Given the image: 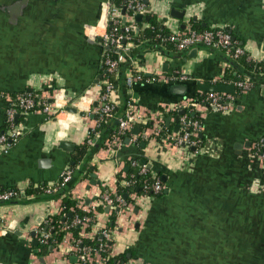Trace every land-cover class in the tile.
<instances>
[{
	"label": "crops",
	"instance_id": "crops-1",
	"mask_svg": "<svg viewBox=\"0 0 264 264\" xmlns=\"http://www.w3.org/2000/svg\"><path fill=\"white\" fill-rule=\"evenodd\" d=\"M10 1L0 0V3ZM51 1L33 0L29 15L17 23L10 22L9 14L0 11V131L6 128V110L12 100L11 95L32 93L30 89L40 95L52 88L64 90L65 108L77 103L87 116L80 118L76 115L77 118L69 122L65 130L64 139L76 146L73 153L58 149L60 125L54 117L42 112L19 113L18 121L15 117V124L23 136L6 154L0 156V190L18 189L19 198L21 189H25L27 194L31 187L41 188L42 193L27 194L25 201L28 203L24 205L0 206V216H8L10 224L16 221L21 233H0V264H55L59 254L57 248L40 254V249L33 244L34 241L38 243V240L32 233L50 218L52 210L58 211L62 199L54 202H35V199L45 196L43 189L60 181L62 174L71 170L72 166L75 174L81 168L83 172L69 194L81 200L88 209L98 205L95 200L103 187L116 188V176L131 158H146L149 162L146 164L151 165L148 169L166 177L165 181L162 179L166 184L163 197L149 195L139 199V205L129 213L117 216L112 229L116 230L113 254L130 250L129 262L135 264H155L151 260L156 254L152 231L159 223L168 222L171 216L202 217L200 214L208 211L211 206L209 203L219 194L218 197L227 200L238 198L264 203V166L253 150L254 144L264 136L263 76L258 82L250 80L253 88L246 94L235 96L232 109L226 113L216 112L208 106L184 109L187 115L193 112L200 114L203 145L199 149L163 146L150 137L148 128H143L146 124L139 122L131 130L128 143L125 141L112 151L108 149L107 143L117 130L114 127L106 142L95 154L90 155L94 140L110 124V121L105 123L104 128L99 130L101 125L98 126L95 115L99 106L97 85L105 81V51L100 45L89 44L80 37H65L68 33L65 32V12H62L65 10V0H58L59 5H53ZM70 1L74 12L78 11L77 21L89 24L97 22L101 3L107 0ZM215 1L234 2L235 17L226 21L218 20V17H224V10L216 6ZM147 4L150 6L148 15L151 19L156 18L158 24L167 31L171 25L181 29L185 20H194V17L204 28L226 23L233 37L245 48V60L256 64L264 62V0H147ZM173 7L186 12L183 20L170 17ZM53 16L58 25L48 28ZM150 21L144 19L136 23L143 31L152 26ZM144 42L153 43L144 40L129 48L127 55L130 61L125 62V68L121 67L126 78L139 72L146 79H151L157 71H161L167 76L180 73L187 79L201 83L221 84L219 82L229 75L227 68H230L233 82L221 85H233L235 79H246L232 69L220 53L199 50L196 57H190L191 52L179 57V51L168 50L163 45L167 53L152 47L140 48L139 45ZM255 53H258L257 56ZM119 72L120 67L114 77L117 82L114 93L115 115L122 114L127 97L119 89ZM81 95L85 97L79 104L76 99ZM138 103L130 99L128 105L151 111L159 109V104ZM180 112L164 116V127L170 132L177 133L178 127L180 131V119L179 123L176 122ZM136 128L139 129L137 132ZM95 132L98 135L88 142ZM143 135H146L145 139ZM139 138L140 144H137ZM87 142L89 147L86 155L75 164V153ZM92 174L96 178H92ZM213 178L220 187L216 190L213 186L204 188V184L214 183ZM166 190H169L167 194ZM202 199L206 206H203ZM110 214L111 208L108 206L104 213L98 214L100 226L108 224ZM90 233L92 231L87 233L85 229L82 230L86 238H93ZM73 241V235L68 233L63 242L70 246ZM69 259L71 263H76L75 252L70 254Z\"/></svg>",
	"mask_w": 264,
	"mask_h": 264
},
{
	"label": "built area",
	"instance_id": "built-area-1",
	"mask_svg": "<svg viewBox=\"0 0 264 264\" xmlns=\"http://www.w3.org/2000/svg\"><path fill=\"white\" fill-rule=\"evenodd\" d=\"M124 1H126V4L122 6L116 5L115 2L112 1L104 3L99 24L94 28H89L93 39H102L104 49L109 48L111 50H104V66L106 70L105 81L103 84L97 85V88L99 89V106L95 111V115L97 117L98 126L111 121L115 117L114 93L116 85L113 79L119 70L120 64L124 60L123 55L128 53L130 47L137 45L134 39L137 38L142 31L137 26L135 17L139 14L146 16L150 13V6L147 4V0ZM123 9L126 11L125 15L122 14ZM124 18L125 22L123 21ZM150 28H153V26H150ZM168 28L169 35L167 40L174 45L176 51L181 52L196 45H205L218 48L237 61L246 56L245 48L237 44L227 27L213 26L203 31H197L192 28L189 18L185 20L183 29H180L177 25H171L168 26ZM141 42L142 41L139 43ZM112 52L116 53L117 56L113 57L111 55ZM178 79L185 80L187 77L180 73L167 76L161 71H157L154 77L146 79L143 74L136 72L126 78V85L130 88L134 83L139 82H149L151 80L153 82L163 83ZM233 85L239 90L236 95L237 97L246 94L253 88V83L248 79L237 80ZM198 95H204L203 102H199L197 99V104L192 101L173 105L161 104L159 105L158 111L146 110L138 108L136 105H129L124 116L118 120V127L115 134L107 143L108 149L112 151L115 148L121 147L124 143L123 137L131 132L133 127L139 122L144 124L150 123L151 127L147 129L150 137L163 146L174 149L181 147L196 149L199 142L198 137H200V134L203 131L202 123L199 120H191L185 113L180 117V131L173 133L164 127V116L171 112H180L185 108H190V105H193L192 109L198 106H208V108L216 112L226 113L232 109V104L235 101V95L231 94L199 93ZM50 100L52 101L51 103L49 102ZM64 100V90L44 91L39 96L38 102L35 101L30 93H22L17 97L16 101L11 100L9 107L6 110V133L0 135V156L6 154L23 136V132L19 128H16L15 125V117L19 114L20 110L24 111L26 114L29 112H42L47 116L57 119L60 125L59 136L61 139L65 135V130L69 125V122H72L77 118L76 115H71L66 112L63 104ZM65 115L68 117L65 118ZM97 135L98 133L95 132L94 137ZM91 141L92 140L90 139L88 142ZM253 150L256 157L264 166V136L254 144ZM128 162L131 163V166H138L137 160L134 158L129 159ZM148 170L147 164L140 166V174H145ZM73 176L74 172L72 170L65 171L62 174L61 180L53 186L44 188L43 193L45 195H50L58 192L72 180ZM125 184L128 185V182H125ZM144 189L146 191H152L155 195H158L163 192L165 187L162 182L157 179L151 186H145ZM17 190L13 189L1 192L0 201H9L19 198L20 191L18 190L19 192H17ZM111 195L112 192H100L97 198H102L105 205L109 208L116 204L118 207V217L129 213L135 206L139 205V199L147 197V195L140 196L132 194L131 198L133 203L127 204L121 196L118 195L115 196V198H112ZM77 201V207L79 209L87 212L91 210L95 215L98 214L96 211L97 204L93 205L91 209H88L83 205L81 200L78 199ZM57 210L58 211L52 210V214L47 220H50L54 216H65L62 205L59 206ZM7 217L8 216H0V233L5 232L10 224L8 223ZM90 221L91 218L81 219L76 216L71 225H82L83 229H85ZM40 226L41 225L34 230L35 236L38 233L41 234L39 238L40 243L47 244L51 234L48 232V229L41 231ZM99 230L100 228L98 226H92V233L89 234L93 237L92 239L96 237ZM101 233L106 240L114 244L116 230L104 229ZM82 235L86 238V234ZM79 242L80 241L74 240L70 246H66L65 242L59 243L56 246L51 245L52 247L57 248L56 251L59 253L55 264H73L71 263L69 256L74 252L77 260L75 264H104V259L101 258L98 251H94L89 247H78L77 243ZM129 264L135 263L129 262Z\"/></svg>",
	"mask_w": 264,
	"mask_h": 264
},
{
	"label": "water",
	"instance_id": "water-1",
	"mask_svg": "<svg viewBox=\"0 0 264 264\" xmlns=\"http://www.w3.org/2000/svg\"><path fill=\"white\" fill-rule=\"evenodd\" d=\"M32 1L33 0H12L10 2L0 3V11L9 14L10 22L17 23L18 21H23L24 18L29 15ZM109 1L111 0L101 3L100 17L97 22L81 24L77 21L78 11L74 12L73 7L70 5L71 1L65 0V10L62 11L65 12V32H68L65 34V37H80L87 43L92 45L98 44L104 49L102 39H93L89 28H94L99 24L102 15V6ZM51 3L53 5H59L58 0H52ZM214 4L220 6V8L224 10V12H222L224 17L220 16L218 20L226 21L235 17L233 14V10H236L234 2L215 1ZM185 13V11H180L173 7L170 10V17L181 21L185 17ZM122 14H126L125 9L122 10ZM135 19L137 22H142L144 19L150 21L151 17L149 15L144 17L139 14ZM194 20H196L195 17ZM123 21L125 22V18ZM56 25H58V22L53 16L50 19L48 28H53ZM218 26L227 27L228 25L226 23H220ZM183 28L184 26H182V29ZM230 33L232 34L231 31ZM233 39L236 40L235 37H233ZM139 46L140 48L143 46L152 47L154 50L160 51L161 53H167L161 45L155 43L144 42ZM104 50L111 51L109 48H105ZM199 50L220 53L226 58L232 69L237 70L248 80L258 82L262 76L264 77V74L245 69L239 61L215 47L196 45L178 53H180V57L183 54L191 52L190 57H196ZM257 54L258 53H255L256 56ZM123 57L124 60L120 64L119 89L121 93L126 94L127 97L125 99L122 114H116L110 121L109 127L101 132L97 139L94 140L90 149V155L95 154V151L106 142L109 133L113 131L112 128L115 127V129H117L118 120L122 118V115L126 112L130 99L139 101L138 105L144 103L173 105L187 101H192L197 104V95L199 93L237 95L233 85L205 84L192 79H178L163 83L139 82L134 83L128 88L126 85V77L121 67L124 66L125 68L127 65L125 62H129L130 58L127 54H124ZM52 90L56 89L52 88ZM29 92L33 91L30 89ZM84 97L85 95L78 97L76 99L77 102L80 104ZM49 102L51 103L52 101L50 100ZM192 106L193 105H190L189 107L192 108ZM65 110L67 113L77 115L80 118H85L87 116L85 112L81 111L80 105H77V103L70 107H66ZM185 113L186 110H182L178 114L176 117L177 123H179L180 117ZM19 118L20 116L17 115L16 121H18ZM169 118L166 119L167 122ZM138 130L139 129L136 128L135 131L137 132ZM176 132H179V127L176 129ZM143 138L145 139L146 135H143ZM129 141L130 138H127L126 143ZM57 147L68 153H73L76 149L74 144L64 138L58 140ZM147 167L151 168V165L148 164ZM82 172L83 169L81 168L79 172L76 174L74 173L75 175L72 180L61 190L50 195L36 198L35 202L37 200L39 202H54L58 199L65 198L80 180ZM91 177L96 178V175L92 174ZM162 179L165 181L166 177L163 176ZM212 182L214 183L204 184V188L209 189L213 186L216 187V190L220 187L216 179L214 180L213 178ZM168 191L169 190H166L165 194H167ZM218 196H220V194ZM218 196L214 198V201L209 203L211 206H209L208 211L203 212V215L202 213L200 214L202 217L191 218V216L181 217L174 215L170 217L168 222L159 223L157 227L155 226L151 237H154V250L156 254H154L155 258H151V260L158 264H264V203L247 200L243 201L238 198L227 200ZM26 198L27 194L25 189H21V197L19 199L0 201V206L24 205L28 203L25 201ZM201 201L203 206H206L204 203L205 201L203 199ZM19 231L20 229H18L17 222L12 221L7 230L1 234L7 235L13 234L14 232L16 235H21ZM32 235L35 236L34 231ZM33 244L37 245L36 241H34ZM110 244L112 245L113 243L111 242ZM52 249L53 247L51 246L49 250L51 251Z\"/></svg>",
	"mask_w": 264,
	"mask_h": 264
},
{
	"label": "trees",
	"instance_id": "trees-1",
	"mask_svg": "<svg viewBox=\"0 0 264 264\" xmlns=\"http://www.w3.org/2000/svg\"><path fill=\"white\" fill-rule=\"evenodd\" d=\"M114 2L118 6H122L126 4V1L124 0H115ZM150 24L153 26V28H148V29L141 31L138 37L134 39V41L137 44H139L140 41L150 40L155 44H160V45L165 46L166 49L168 50H175L174 45L170 43V41L167 40L169 31H167L165 28H162V26L158 24L156 18H152L150 21ZM190 24L192 28L197 31H203L207 29V28H204L199 21H195L193 19L190 20ZM237 44L241 46L239 42H237ZM111 55L113 57L117 56V54L113 52L111 53ZM244 57H242L239 60V62L247 70L255 71L256 73H261L264 70V62H260L258 64L254 62H247ZM230 71L231 69L227 68V74L229 75H227L226 77L224 76L222 81H220L219 83L222 84V83L229 82V81L233 82L232 81L233 79L230 78L231 77ZM235 81L237 80L235 79ZM114 83L117 84L116 80H114ZM25 93L27 94L28 92H25ZM30 94L34 97L36 102L39 101L40 93L32 92ZM18 96L19 95H16V94L11 95L12 101H16ZM203 98H204V95H197V99L199 102H203ZM19 113H24V111L20 110ZM199 115L200 114L193 112L191 114H188V117L193 121L199 120L201 122ZM104 126H105L104 123L101 124V127L99 128V130H102ZM149 127H151L150 123L146 124L143 128L146 129ZM16 128H18V126H16ZM3 133H6V128L0 131V135ZM130 134L131 132L127 133L123 137V142H125L126 139L130 137ZM92 138L94 139V136H92ZM139 140L140 138L136 141L137 144H140ZM198 141L199 142L197 145V149L201 148L203 145V139L201 137H198ZM88 147L89 146L87 142L84 146H81L77 150V152L75 153L73 157L75 164L79 163L82 160V158L86 155ZM136 160H137L138 166H131V163L127 162L122 172L117 174L116 188L114 190H112V188H110L109 186H105L102 188L101 192L102 193L112 192V195H111L112 198H115V196L119 195L125 200L127 204L133 203V200L131 198L132 194H137L140 196L150 195V196H155L157 198L163 197L164 190L162 193L155 195L152 191H146L144 189L145 186H151L157 179H159L165 187L166 184L162 181V174L156 173L152 171L151 169H149L145 174H140V166L145 163H149V162L144 157L136 158ZM70 169L73 170L74 166L70 167ZM125 182H128V185H126ZM9 190H13V189H2L0 190V193L4 191H9ZM17 192L19 191L17 190ZM41 193H42L41 188L31 187L27 191L28 195H31V194L40 195ZM95 201L98 202V205L96 206L97 213L98 214L104 213L107 205H105L102 198H97ZM61 205L63 207L65 218L62 216L52 217L50 220L45 221L40 226L41 231L48 229V232L51 234L48 243L47 244L40 243L39 238L41 234L38 233L36 235V239L38 240L37 249H40V254L43 255V254L48 253L49 247L51 245L56 246L59 243H62L66 235L68 233H71L75 241H80L79 243H77L78 247H81V246L89 247L94 251H98L99 254L101 255V258L104 259V264H119V263L129 264L130 259H129L128 254L131 253V251L129 250L127 252H122L117 255H114L113 246L110 244L108 240H106L102 236V233H101L104 229L105 230L114 229L116 218L118 215V207L116 206V204L111 207V214L109 216V222L106 226H100L98 222V214L95 215L94 212L91 210L87 212V211H83L79 209L77 207L78 201L75 198L71 197L70 194H68L65 198L62 199ZM89 209H91V207ZM76 216H78L81 219L91 218V221L88 222V226L85 228V231L87 233L92 231V226L94 225L100 228V230L98 231L94 239L85 238L82 235V230H83L82 225H71V223L73 222Z\"/></svg>",
	"mask_w": 264,
	"mask_h": 264
},
{
	"label": "rangeland",
	"instance_id": "rangeland-1",
	"mask_svg": "<svg viewBox=\"0 0 264 264\" xmlns=\"http://www.w3.org/2000/svg\"><path fill=\"white\" fill-rule=\"evenodd\" d=\"M155 264H157V263L155 262Z\"/></svg>",
	"mask_w": 264,
	"mask_h": 264
}]
</instances>
